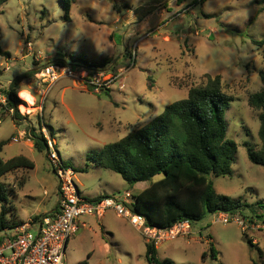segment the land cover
Here are the masks:
<instances>
[{
	"label": "rangeland",
	"instance_id": "1",
	"mask_svg": "<svg viewBox=\"0 0 264 264\" xmlns=\"http://www.w3.org/2000/svg\"><path fill=\"white\" fill-rule=\"evenodd\" d=\"M194 1L75 0L69 20L61 0L0 5V46L11 54L10 59L0 56V143L8 142L1 156L8 160L24 154L35 163L34 170L1 179L0 215L4 206L10 207L2 197L10 198L15 179H26L21 202L15 203L20 216H28L44 198L49 206L57 202L58 182L45 153L31 155L22 151V143L13 142L22 131L25 141L30 126L41 125L50 135L53 129L51 136L64 162L75 170L83 195H136L147 183L131 189L121 175L98 164L97 154L187 98L189 89L204 84L207 75H220L226 93L235 99L225 112L228 139L238 144V152L232 176L211 179L218 194L242 205L239 214L264 217V166L253 164L244 147L260 146V112L250 107L249 98L264 88V0ZM29 43L32 54L22 51ZM84 61L96 63L94 70L127 71L121 80L125 89L114 84L98 95L73 79L42 87L37 76L42 66L59 62L78 73L87 68ZM29 71L34 74L22 81L18 94L24 119L15 121L3 103L5 90ZM23 91L32 94L34 105L28 94L21 96ZM29 191L35 198L25 196ZM81 220L88 227L71 239L65 264H148L147 239L114 212L101 220ZM213 220L207 215L193 226L190 238L159 245L157 258L173 264H264L258 250L264 254V231L244 232L237 224Z\"/></svg>",
	"mask_w": 264,
	"mask_h": 264
},
{
	"label": "trees",
	"instance_id": "2",
	"mask_svg": "<svg viewBox=\"0 0 264 264\" xmlns=\"http://www.w3.org/2000/svg\"><path fill=\"white\" fill-rule=\"evenodd\" d=\"M8 1L0 0V5ZM61 1L69 20L75 0ZM197 2L195 0L194 4ZM0 56L11 58V54L3 51L1 46ZM84 64L91 68L97 65L89 61H84ZM31 74L34 71L14 79L5 90L9 108L14 110L15 121L24 119L19 111L24 103L18 94L22 81ZM262 80L264 85V76ZM234 100L233 96L226 93L220 75H207L204 84L189 89L187 98L168 105L161 115L147 125L131 130L124 138L106 145L97 154L98 164L121 175L131 189L140 183L149 184L127 203L133 212L145 219L148 226L169 229L186 220L194 226L207 215L221 211L235 214L241 209L242 205L238 201L218 194L211 179L233 174L238 144L228 139L225 109ZM249 105L260 112V146L256 149L250 143H245L244 147L253 164L264 166V88L250 96ZM51 135L54 136L53 129ZM29 136L34 141L35 148L45 152L47 156L48 145L41 125L39 129L30 126ZM7 143H0V181L18 170L35 168V163L24 156L5 160L1 153ZM158 176L161 179L155 181ZM105 197L107 196L98 199ZM2 198L9 204L7 196ZM9 210L8 206H4L2 210L0 232L16 227L8 223ZM248 242L252 247L255 246L253 241ZM258 250L263 257V251ZM211 251L215 256L213 247ZM91 257L90 254L89 259ZM147 261L148 264H173L159 260L157 247L151 242H147Z\"/></svg>",
	"mask_w": 264,
	"mask_h": 264
},
{
	"label": "built area",
	"instance_id": "3",
	"mask_svg": "<svg viewBox=\"0 0 264 264\" xmlns=\"http://www.w3.org/2000/svg\"><path fill=\"white\" fill-rule=\"evenodd\" d=\"M203 1L198 0L199 3ZM22 51L32 54V44L29 43L27 49ZM87 68L82 66L76 73L70 65L54 62L39 68L37 76L42 87L47 86L50 89L63 79H73L75 84H80L85 90L98 95L109 92L114 84H119L120 90L125 89V84L121 80L127 71L115 72L113 67L105 70H94L88 66ZM8 70L10 67L5 68V71ZM3 103L8 105L7 98ZM9 112L13 114L14 110L9 108ZM42 134L48 145V162L59 182L61 196L59 209L39 220L32 219L14 228L3 230L0 236V264H65L69 242L78 234L81 227L86 225L80 224L81 218L88 216L101 220L109 212H114L156 246L179 238H190L193 235V226L188 220L169 229L148 226L142 216L127 206V203L134 199L129 191L123 195H112L97 200L83 196L74 181L75 170L62 159L55 139L47 128H42ZM26 135V132H22L19 137L13 139V142L19 143ZM213 217L214 223L237 224L244 232L264 231V217L244 218L239 213L222 211L213 214Z\"/></svg>",
	"mask_w": 264,
	"mask_h": 264
},
{
	"label": "crops",
	"instance_id": "4",
	"mask_svg": "<svg viewBox=\"0 0 264 264\" xmlns=\"http://www.w3.org/2000/svg\"><path fill=\"white\" fill-rule=\"evenodd\" d=\"M165 40H168L169 41L170 40V37L169 36H166L165 37ZM24 92L25 91H23L22 93H24ZM25 93H27L32 98V100H33L32 105H34L35 100H34L32 94L31 93H28V92H25ZM41 95H42V93H41ZM22 132H26V131H22ZM19 143H22V151L23 152L30 153L31 155H34L35 152H40V151H38L35 148L34 141L31 140L30 138L27 139V140H25V141H20ZM43 153H45V152H43ZM45 155H46V153H45ZM20 156H24V157H26V158H28L30 160L32 159L29 156H26L24 154H22ZM34 169H32V170H34ZM21 170H28V169H21ZM18 171H20V170H18ZM53 173H54V171H53ZM55 178H56V176H55ZM56 180H57V178H56ZM57 182H58V180H57ZM25 184H26V179L25 178L15 179V181L13 182V185H11L10 188H9L13 192L10 195V198L8 199L9 200V204H10V207L9 208L11 210V212L9 210V212L11 214V216H10L11 218L7 217V219L9 221L8 223H9L10 226H12V225L18 226V225H21L23 223H26V222H28L29 220H32V219L39 220L40 218L44 217L47 214H52V213L57 212L58 209H59V204H60V201H61V196L59 194V182H58L57 202L55 204H51L49 206V202L50 201L48 199L44 198V199H42L39 202V204L36 207L32 208V212L28 216H26V217L20 216V209L16 206L15 203H17L18 201L21 202V199H22V197H21V191L25 190ZM148 186H149V184L147 183L145 185V188H147ZM46 194L48 195V192ZM25 196L27 198H29V199L35 198L34 197V194L32 193V191H29V194L28 195H25ZM83 196H85V195H83ZM102 196H110V195L106 194V195H101V196H97V197H93V198H89L87 196H85V197L88 198V199H90V200H95V199H98L99 197H102ZM82 223H85L86 225H85V227L82 226L81 229H84V228H87L88 227V224H87L86 220L85 221H82L81 220V223L80 224H82ZM103 228L104 229H107L104 223H103ZM81 229H80V231H81ZM79 232H78V234H79ZM156 247H157V250H158L159 246H156Z\"/></svg>",
	"mask_w": 264,
	"mask_h": 264
},
{
	"label": "bare ground",
	"instance_id": "5",
	"mask_svg": "<svg viewBox=\"0 0 264 264\" xmlns=\"http://www.w3.org/2000/svg\"><path fill=\"white\" fill-rule=\"evenodd\" d=\"M27 96H28V95H27ZM28 98H29V100H28V101H29L30 103H33V100H32V98H31V97H28ZM28 98H27V99H28Z\"/></svg>",
	"mask_w": 264,
	"mask_h": 264
},
{
	"label": "snow or ice",
	"instance_id": "6",
	"mask_svg": "<svg viewBox=\"0 0 264 264\" xmlns=\"http://www.w3.org/2000/svg\"><path fill=\"white\" fill-rule=\"evenodd\" d=\"M21 96H27V93H21Z\"/></svg>",
	"mask_w": 264,
	"mask_h": 264
}]
</instances>
